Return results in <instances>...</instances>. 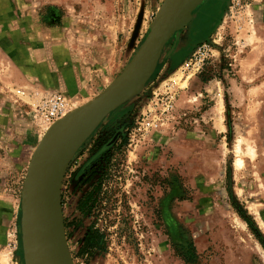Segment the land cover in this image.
Masks as SVG:
<instances>
[{"label":"rangeland","instance_id":"374dc122","mask_svg":"<svg viewBox=\"0 0 264 264\" xmlns=\"http://www.w3.org/2000/svg\"><path fill=\"white\" fill-rule=\"evenodd\" d=\"M165 2L0 0V264H26L22 189L46 130L37 99L59 92L67 114L89 102L124 70ZM231 3L198 6L187 24L203 12L197 29L210 35L196 41L186 24L71 157L61 202L74 264H264V0H242L237 18ZM62 40L91 75L58 69L50 48ZM205 40L214 56L199 73L184 70ZM259 42L262 73L245 83L241 63Z\"/></svg>","mask_w":264,"mask_h":264},{"label":"water","instance_id":"95a60500","mask_svg":"<svg viewBox=\"0 0 264 264\" xmlns=\"http://www.w3.org/2000/svg\"><path fill=\"white\" fill-rule=\"evenodd\" d=\"M205 0H166L150 32L124 70L89 102L56 121L40 140L29 163L22 189V223L48 264H74L69 250L61 202L67 165L84 140L116 107L148 80L170 39L179 36L191 13ZM48 192L49 205L43 202Z\"/></svg>","mask_w":264,"mask_h":264},{"label":"built area","instance_id":"2783aa9c","mask_svg":"<svg viewBox=\"0 0 264 264\" xmlns=\"http://www.w3.org/2000/svg\"><path fill=\"white\" fill-rule=\"evenodd\" d=\"M248 6L242 4V0H232L231 12L235 18L237 14L241 13V10H247ZM239 28H243V24L238 25ZM215 48L213 42L205 40L199 43L195 47L191 55L184 61V70L192 71L193 73H199L203 70V66L206 61L214 56ZM18 93L24 94L21 89L17 90ZM167 113L171 112L174 108L173 98H168L165 102ZM68 101L65 96L59 92H47L41 94L36 102V108L34 109V118L37 125L43 127L50 126L56 121L60 120L67 113Z\"/></svg>","mask_w":264,"mask_h":264},{"label":"crops","instance_id":"0c3cea01","mask_svg":"<svg viewBox=\"0 0 264 264\" xmlns=\"http://www.w3.org/2000/svg\"><path fill=\"white\" fill-rule=\"evenodd\" d=\"M202 13L203 12L201 13L199 12V14L195 16L194 19L190 20V22L187 24L188 34L190 33L193 34L194 32L195 36H197L196 41H201L207 38L212 32V30H205L206 28L204 29L203 28L204 26L199 27V30L197 29V25L200 26L201 24L202 25L204 24L202 23L203 21ZM212 23L210 24V28L212 27ZM258 40H261V36L258 37ZM260 45L261 42L257 43L256 46L252 48V51L247 56V58L243 60L241 63L240 74L242 75L243 78L242 80H244L245 83H250L249 81L254 80V78L258 77L262 73L263 65L261 64L262 63L261 60H263V57H262V45L261 46ZM55 46L57 50L54 49L53 47V50L51 52V48H50V54L53 53L51 56H53V58L55 59H62V61H60L61 63L59 64L61 68L60 67L58 68V69H63L62 73H64V71L65 73L66 71H68L69 75L71 74L72 77H74L73 75H75L76 78H79V76H81L82 78V74L88 73V76L91 75L92 71L90 73L87 71L82 73L80 72L81 70H79V67L82 65L77 64L75 61L78 57L77 56L78 52L73 47H70V45L67 42H65V40H62L59 43L55 42ZM54 51L56 52L54 53ZM55 54H58V56H56ZM66 62H67L66 65L68 66L65 68L64 66ZM18 77L20 78V81H25V78L22 75ZM231 83H232L231 89L233 91H236V89L239 90V86L238 83H236V81H231ZM245 101H246L245 99H243L242 101L240 100L239 104H243Z\"/></svg>","mask_w":264,"mask_h":264},{"label":"bare ground","instance_id":"6f19581e","mask_svg":"<svg viewBox=\"0 0 264 264\" xmlns=\"http://www.w3.org/2000/svg\"><path fill=\"white\" fill-rule=\"evenodd\" d=\"M181 74L182 73H180V71H179V73L176 74L174 81H178ZM221 125H222V123H221ZM50 128H51L50 126L45 127L46 130L42 134L41 139L51 130ZM236 148H237V151H239L240 141H239V143L236 144ZM242 165H243V161L240 157H238L236 159L237 168H240ZM43 202L45 203V205H49L47 190L45 191ZM26 248H27V250H26L27 255H26V260H25L26 264H48L44 258V255H43L40 247L38 246L37 242L34 240V238L30 234L26 238Z\"/></svg>","mask_w":264,"mask_h":264},{"label":"trees","instance_id":"16d2710c","mask_svg":"<svg viewBox=\"0 0 264 264\" xmlns=\"http://www.w3.org/2000/svg\"><path fill=\"white\" fill-rule=\"evenodd\" d=\"M98 240H95L94 242H97ZM93 244V243H92Z\"/></svg>","mask_w":264,"mask_h":264}]
</instances>
